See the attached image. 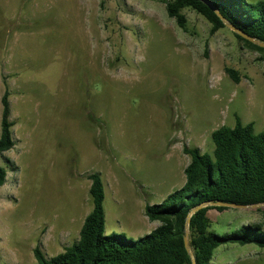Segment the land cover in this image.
<instances>
[{
    "label": "rangeland",
    "instance_id": "rangeland-1",
    "mask_svg": "<svg viewBox=\"0 0 264 264\" xmlns=\"http://www.w3.org/2000/svg\"><path fill=\"white\" fill-rule=\"evenodd\" d=\"M165 1L0 0V119L6 84L15 139L3 155L17 165L0 187V264H34L36 245L50 257L78 239L91 171L105 233L137 238L159 222L145 204L184 183V144L212 154L211 132L235 115L264 131V52L227 26L210 34L189 7L180 28ZM261 208H211L209 229L264 231ZM210 264H264V245L225 242Z\"/></svg>",
    "mask_w": 264,
    "mask_h": 264
},
{
    "label": "trees",
    "instance_id": "trees-1",
    "mask_svg": "<svg viewBox=\"0 0 264 264\" xmlns=\"http://www.w3.org/2000/svg\"><path fill=\"white\" fill-rule=\"evenodd\" d=\"M187 7L208 20L210 34L225 26L216 10L228 23L264 42V0L254 3L246 0L165 1L167 15L182 29L186 22L183 9ZM234 35L246 46L264 52V47ZM224 70L233 82H240L237 70L231 67ZM1 105L0 156L4 165L0 163V187L6 181L7 169H17V165L3 155L15 145L6 84ZM211 140L212 154L202 152L199 147L183 145V152L190 156L183 169L184 183L161 202L145 204L146 217L160 224L137 238L123 233H105L104 183L100 172L91 171L87 177L92 205L82 221L78 239L50 257L36 245L34 264H191L183 240L188 214V242L195 264H210L214 250L225 242H255L263 246L264 231L259 224L242 225L234 232L218 234L209 229L207 213L211 208L219 211L227 208L216 202L264 203V131L255 133L252 121L243 124L235 115L234 126L221 125L214 129ZM207 202L212 204L197 208ZM260 212L264 218V207Z\"/></svg>",
    "mask_w": 264,
    "mask_h": 264
},
{
    "label": "water",
    "instance_id": "water-1",
    "mask_svg": "<svg viewBox=\"0 0 264 264\" xmlns=\"http://www.w3.org/2000/svg\"><path fill=\"white\" fill-rule=\"evenodd\" d=\"M215 12L218 14V16L220 17V19L223 21L224 25L227 26L228 28H230L234 33L240 35L241 37L259 45V46H262L264 47V42L262 41H259L257 40L256 38L248 35L247 33H245L244 31H242L241 29L235 27L234 25H232L231 23H228L226 21L225 18H223L221 16V14H219L218 11L215 10ZM207 204H212L211 202H207V203H203V204H200L199 206H197V208L201 207V206H204V205H207ZM215 204L217 205H223V206H226V207H264V203H257V204H250V205H245V204H236V203H226V202H216ZM189 216L190 214H188L187 218H186V221H185V234H184V237H183V240H184V245L191 257V264H195V261H194V257H193V252L189 246V242H188V223H189Z\"/></svg>",
    "mask_w": 264,
    "mask_h": 264
},
{
    "label": "crops",
    "instance_id": "crops-1",
    "mask_svg": "<svg viewBox=\"0 0 264 264\" xmlns=\"http://www.w3.org/2000/svg\"><path fill=\"white\" fill-rule=\"evenodd\" d=\"M187 165V163L186 164H184V166H183V169H184V167ZM185 180V179H184ZM91 209V208H90ZM90 211V210H89ZM88 211V212H89ZM146 216V215H145ZM148 219V218H147ZM149 220V219H148ZM155 221H157V220H155ZM160 224V222H158V224H157V226ZM155 228V227H154Z\"/></svg>",
    "mask_w": 264,
    "mask_h": 264
}]
</instances>
